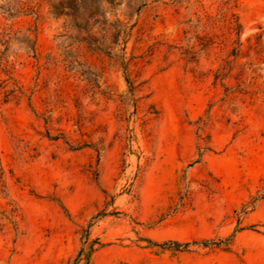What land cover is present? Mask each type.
Here are the masks:
<instances>
[{
	"label": "rangeland",
	"instance_id": "374dc122",
	"mask_svg": "<svg viewBox=\"0 0 264 264\" xmlns=\"http://www.w3.org/2000/svg\"><path fill=\"white\" fill-rule=\"evenodd\" d=\"M20 1L0 264H264V0Z\"/></svg>",
	"mask_w": 264,
	"mask_h": 264
},
{
	"label": "trees",
	"instance_id": "16d2710c",
	"mask_svg": "<svg viewBox=\"0 0 264 264\" xmlns=\"http://www.w3.org/2000/svg\"><path fill=\"white\" fill-rule=\"evenodd\" d=\"M0 9L2 10L3 13L8 14L9 16H11L13 14H19L20 12H23L24 9L27 12L34 13L33 6H29L28 2H21L20 0H7L6 5L0 6ZM57 10H58L57 7L56 8L53 7V11H51V13L53 15H55ZM11 12H13V13H11ZM1 37H3V36H0V42H1ZM24 37L29 41L28 36H24ZM6 42L7 41H5V43ZM31 50L33 51V46L31 47ZM126 82L128 84L129 90L132 91L134 87L132 86L131 82L128 81V79H126ZM151 244H153V243H151ZM199 244L204 245V246H210L213 243L209 242V241H204V242L199 243ZM160 246L165 247V248H169L171 250H184L188 247V244L187 243L180 244L177 242H166V243L161 244ZM80 254H81V251L77 256V259H78Z\"/></svg>",
	"mask_w": 264,
	"mask_h": 264
}]
</instances>
